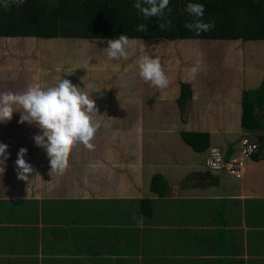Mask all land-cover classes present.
Here are the masks:
<instances>
[{
  "label": "crops",
  "instance_id": "0c3cea01",
  "mask_svg": "<svg viewBox=\"0 0 264 264\" xmlns=\"http://www.w3.org/2000/svg\"><path fill=\"white\" fill-rule=\"evenodd\" d=\"M67 1L81 10L80 0L60 5ZM12 11L0 5V16L12 20ZM84 13L79 19L68 9L53 24L79 35L0 36V93H23L33 80L50 87L68 79L95 101L99 123L93 147L76 144L65 171L51 174L46 150L34 141L40 129L20 123L19 112L0 122V143L8 145L0 174V264H264L263 149L259 160L244 163L242 180L204 166L212 148L229 149L247 134L241 94L245 79L252 85L261 73H244V65L220 71L211 64L223 61L221 40L204 38H128L127 58L110 60L109 39L94 33L99 18ZM253 42L264 48V39ZM262 52L252 60L264 68ZM144 56L159 59L167 87L139 76ZM181 59L209 65L186 76L176 71ZM180 79L191 90L181 100L188 106L178 103ZM182 131H208V148L194 150ZM21 148L33 167L27 181L18 179L15 163ZM154 175L164 180L152 184ZM143 198L150 199L149 215Z\"/></svg>",
  "mask_w": 264,
  "mask_h": 264
},
{
  "label": "trees",
  "instance_id": "16d2710c",
  "mask_svg": "<svg viewBox=\"0 0 264 264\" xmlns=\"http://www.w3.org/2000/svg\"><path fill=\"white\" fill-rule=\"evenodd\" d=\"M44 5L41 7L37 3H23L21 6H12L9 10L3 8L7 13L13 10L16 15L14 19H7V15L0 16V36H32L51 38L57 36H74L79 35L76 31L70 29L67 25L58 28L55 24V17L58 14L71 9L78 14L79 19L87 16L84 12H90L96 15L99 21V30L95 31L96 37L117 39L120 35L125 34L128 38H164L174 40L177 38H204L212 40H221L218 42V51L221 49L223 55L222 62L215 64L220 71H232L244 65V73L250 72L252 75L259 76L260 79L251 78L254 83L250 85L245 79L246 85L241 94V128L246 133L251 130H262L258 136L260 148L264 152V68L261 62H255L252 59L258 58L257 53L264 51L259 45H255L254 40L264 39V0H169L168 6L164 10L161 17H149L145 20L143 14L140 16L138 9L134 7L136 0H80L81 10L77 9L78 3L67 1L64 5L60 0L55 5V0H43ZM189 3H200L205 7L204 15L201 18L204 22H213L214 27L207 32L190 31L184 27L185 23L193 22L196 17L189 14L182 7H186ZM181 5V6H180ZM170 9V11H169ZM11 12V13H12ZM251 18L249 19V17ZM169 20L171 24L164 30L159 25L161 22ZM13 22V24H12ZM144 23L146 32H137V25ZM53 27V29H51ZM80 33V32H79ZM81 35V34H80ZM222 45V46H220ZM228 46V47H227ZM217 47V46H212ZM264 53V52H262ZM229 58V60H227ZM237 58L236 61H233ZM177 62V70L179 72L192 70L190 66L202 67L209 64L186 63L183 59ZM227 60V61H225ZM258 64V67L255 68ZM189 66V70L184 66ZM255 68V69H254ZM181 80V79H180ZM180 100L184 98L190 99V87L185 81H180ZM42 87H45L44 85ZM188 92V96L185 94ZM181 136L184 141L194 150L201 152L209 146L208 131H182ZM239 143V141H238ZM238 143L229 149L221 150L225 155L237 154ZM236 146V147H235ZM260 150V149H259ZM259 151L246 158V162L250 160H259ZM208 171L224 173L223 171ZM236 180H242L244 173L240 177L229 174ZM164 180L161 175H154V178ZM217 182V178L213 179ZM159 191V190H158ZM164 191H159L163 193ZM142 208L144 213L151 214V202L148 198L142 199ZM147 208V209H146Z\"/></svg>",
  "mask_w": 264,
  "mask_h": 264
},
{
  "label": "clouds",
  "instance_id": "9594fccd",
  "mask_svg": "<svg viewBox=\"0 0 264 264\" xmlns=\"http://www.w3.org/2000/svg\"><path fill=\"white\" fill-rule=\"evenodd\" d=\"M24 0H0L4 9L12 6L23 5ZM169 0H136L134 7L143 14L145 20L151 16L161 17L168 8ZM170 11V9H169ZM186 11L196 17L193 22L185 23L184 27L190 31L207 32L214 27L213 22H204L205 7L200 3H189ZM171 21L160 23L161 30L166 29ZM137 32H146V25L141 23L136 27ZM129 39L125 34L117 39H109L104 48L110 60L126 59ZM138 73L145 81L156 88L167 87L169 81L161 66L159 59L144 56L138 59ZM193 75L198 68H193ZM78 86L68 79H60L50 87L39 84L29 85L23 93H0V122L10 121L14 112L20 113V123L34 124L42 134L34 136L37 146L46 150L50 159L51 174H62L67 168L68 157L72 148L82 143L89 149L93 147L91 141L98 130L99 123L93 116L97 113L95 101L89 93L82 92ZM8 145L0 143V174L5 171L3 167L8 159L6 149ZM26 148L19 149L15 161L18 168V179L28 180V174L33 172V167L24 159Z\"/></svg>",
  "mask_w": 264,
  "mask_h": 264
},
{
  "label": "built area",
  "instance_id": "2783aa9c",
  "mask_svg": "<svg viewBox=\"0 0 264 264\" xmlns=\"http://www.w3.org/2000/svg\"><path fill=\"white\" fill-rule=\"evenodd\" d=\"M259 149V141L244 134L239 138L238 156H233L232 154L225 155L218 148H212L204 159V166L210 170L223 171L227 174L240 177L243 174V158L257 153Z\"/></svg>",
  "mask_w": 264,
  "mask_h": 264
},
{
  "label": "rangeland",
  "instance_id": "374dc122",
  "mask_svg": "<svg viewBox=\"0 0 264 264\" xmlns=\"http://www.w3.org/2000/svg\"><path fill=\"white\" fill-rule=\"evenodd\" d=\"M193 45V44H192ZM193 47H194V45H193ZM209 48V46H203V50L204 49H208ZM259 53H257L256 55H253L254 57L255 56H257ZM261 58H264V54L263 55H261L260 56ZM192 69L195 67V68H197V66H190ZM47 70H50V66L47 68ZM198 71H199V69H198ZM179 72V71H178ZM185 73V75L186 76H188V75H190L191 73H192V71L191 70H189V71H186V72H184ZM233 74H236V73H233ZM33 84H37L36 83V80H33V82H32V85ZM41 86H43V85H41ZM100 87V86H99ZM5 92H8V91H4L3 93H5ZM185 106H188L189 104H187V103H184V102H182ZM103 129V128H102ZM33 130H36V128H33ZM37 132V131H36ZM35 132V133H36ZM249 133H247V135L250 137V138H252V139H258V136L263 132L262 130H259V129H257V130H251V131H248ZM263 149V148H262ZM260 151L261 150H259V153H260Z\"/></svg>",
  "mask_w": 264,
  "mask_h": 264
}]
</instances>
